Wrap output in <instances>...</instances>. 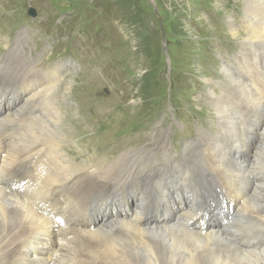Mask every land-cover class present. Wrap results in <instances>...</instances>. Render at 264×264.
I'll list each match as a JSON object with an SVG mask.
<instances>
[{"label":"bare ground","instance_id":"bare-ground-1","mask_svg":"<svg viewBox=\"0 0 264 264\" xmlns=\"http://www.w3.org/2000/svg\"><path fill=\"white\" fill-rule=\"evenodd\" d=\"M246 2L240 29L247 51L237 65L249 71L221 66L229 78L223 91L235 97L209 96L219 116L214 144L200 136L179 159L151 165L126 153L94 165V158L70 157L69 137L57 128L62 120L74 122L69 110L53 103L57 68L44 76L29 68L26 60L33 59L18 41L0 49V264H264V126L256 133L264 125V0ZM232 23L230 36L242 40ZM60 97L69 100L68 92ZM110 102L103 124L95 119L89 125L94 146L102 136L115 137L119 105ZM79 113L92 114L89 108ZM248 141H258L253 153ZM171 185L179 187L174 192L181 201H170ZM93 196L108 204L87 223L83 203ZM133 198V209L114 215ZM229 203L234 207L224 213L221 205Z\"/></svg>","mask_w":264,"mask_h":264},{"label":"rangeland","instance_id":"rangeland-1","mask_svg":"<svg viewBox=\"0 0 264 264\" xmlns=\"http://www.w3.org/2000/svg\"><path fill=\"white\" fill-rule=\"evenodd\" d=\"M246 1L0 0V25L4 30L0 27V49L7 50L18 41L16 46L26 48L24 55L33 59L32 64L26 60L29 68H35L41 76L42 71L57 68L53 103L71 112L65 118L74 123L67 125L62 120L57 128L59 136L67 134L71 138L65 141L66 148L75 152L70 157L79 154L74 160L84 163L83 156L94 158V165L117 160L126 153L128 157L139 155L143 164L151 165L169 156L179 159L200 136L214 144L219 119L214 99L235 97L233 90L223 91L229 78L221 66L241 73L249 71L247 66L239 69L237 65L247 51L242 45L245 33L240 29L246 24ZM228 21L236 25L242 40L230 36ZM1 52L5 63V51ZM242 65H246L243 60ZM66 92L69 100L62 101L60 96ZM211 93L216 94L213 100L209 99ZM95 97L101 101L92 103ZM114 100L119 105V110L113 111L115 137L102 141V136L99 147L94 146L91 125L95 119L103 124L105 108H112L110 101ZM21 102L11 104V108ZM3 108L4 104L0 111ZM88 108L92 114L79 113ZM263 126L256 133H262ZM138 136L143 141L127 145ZM257 143L246 142L250 153ZM170 187V201H181L174 192L179 187ZM136 200L133 198L129 206L118 205L114 215L129 212ZM107 204H101V208ZM95 205L100 206L97 196L91 197V203H83L84 208ZM222 207L226 213L234 205ZM50 245L55 249L58 244L52 239Z\"/></svg>","mask_w":264,"mask_h":264}]
</instances>
